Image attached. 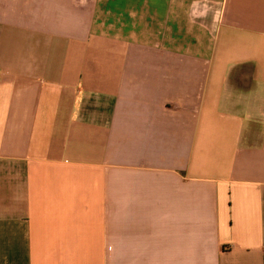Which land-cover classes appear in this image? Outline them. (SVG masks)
Masks as SVG:
<instances>
[{"label": "crops", "instance_id": "1", "mask_svg": "<svg viewBox=\"0 0 264 264\" xmlns=\"http://www.w3.org/2000/svg\"><path fill=\"white\" fill-rule=\"evenodd\" d=\"M0 264H264V0H0Z\"/></svg>", "mask_w": 264, "mask_h": 264}]
</instances>
